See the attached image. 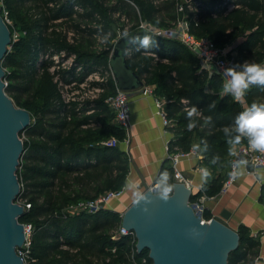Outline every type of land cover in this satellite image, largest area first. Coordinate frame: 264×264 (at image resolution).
Returning a JSON list of instances; mask_svg holds the SVG:
<instances>
[{
  "label": "trees",
  "instance_id": "1",
  "mask_svg": "<svg viewBox=\"0 0 264 264\" xmlns=\"http://www.w3.org/2000/svg\"><path fill=\"white\" fill-rule=\"evenodd\" d=\"M179 0H3L2 16L11 44L2 67L6 93L17 107L28 111L31 123L24 137V152L17 172L21 192L17 203L25 213L19 222L32 226L30 264H133L147 259L137 252L134 233L116 237L122 215L111 210L96 214L70 212L86 200L124 189L130 158L120 147H107L112 139L124 144L125 130L115 124L106 101L117 93L110 70L115 42L132 36L128 65L145 82L156 87L155 98L173 135L169 155L198 152L205 182L192 200L216 199L229 178L230 143L237 116L253 102L264 103V87L252 85L243 102L223 92V80L202 69L197 56L175 40L156 37L141 25L158 29L174 26ZM184 16L190 33L234 48L238 64H264V0H194ZM4 18V17H3ZM15 32L21 36L13 38ZM150 36L147 48L142 45ZM101 41V47H95ZM233 54V53H232ZM94 74L103 81L90 85L99 90L95 99L65 98L80 90ZM74 85L72 90L66 88ZM195 109L194 115H189ZM192 125V127H189ZM167 172L174 186V171L167 159L156 179ZM260 202L264 203V184ZM29 206V208L27 207ZM207 220L213 218L206 211ZM239 247L228 264H255L261 251V234L240 225ZM23 251V250H21Z\"/></svg>",
  "mask_w": 264,
  "mask_h": 264
},
{
  "label": "water",
  "instance_id": "2",
  "mask_svg": "<svg viewBox=\"0 0 264 264\" xmlns=\"http://www.w3.org/2000/svg\"><path fill=\"white\" fill-rule=\"evenodd\" d=\"M10 44L11 32L0 8V264H25L18 254L26 234L25 225L19 222L25 209L17 203L21 192L17 172L24 152L20 135L30 126L31 115L17 107L6 93L2 62ZM131 45L132 36L121 38L110 59L117 88L128 94L146 89L145 82L128 65ZM243 161L248 163L247 158ZM197 194L184 184L175 183L173 198L167 202L148 190L143 195L151 203L132 204L122 216V227L135 234L137 252L148 251L153 264H228L240 242L238 230L226 223L232 214L222 211L209 224H203L189 206Z\"/></svg>",
  "mask_w": 264,
  "mask_h": 264
},
{
  "label": "crops",
  "instance_id": "3",
  "mask_svg": "<svg viewBox=\"0 0 264 264\" xmlns=\"http://www.w3.org/2000/svg\"><path fill=\"white\" fill-rule=\"evenodd\" d=\"M155 89L156 87H147V92L141 90L129 93L131 98L129 140L120 146L130 158V174L126 183L128 187L125 188L124 199L109 207V210L122 216L134 204L132 193L139 191L144 194L147 187L156 181L167 158L165 149L173 139V135L163 127L162 119L157 115L158 100L153 94ZM201 158L192 157L185 160L181 166L184 176L192 183L194 192L201 190L206 179L205 170L200 165ZM263 184L264 173H259L255 177L249 176L243 165L240 167L237 182L228 193L220 196L218 203H215V199L208 203L214 216H219L225 210L232 214L230 221L226 222L230 228L238 230L240 225H245L254 236L261 234L260 257L255 264H264V203L260 202Z\"/></svg>",
  "mask_w": 264,
  "mask_h": 264
},
{
  "label": "built area",
  "instance_id": "4",
  "mask_svg": "<svg viewBox=\"0 0 264 264\" xmlns=\"http://www.w3.org/2000/svg\"><path fill=\"white\" fill-rule=\"evenodd\" d=\"M189 4L185 0H179L177 5V12L179 14L178 21L173 27L167 29H158L154 27H148L145 24L141 25V29L154 34L156 37L166 40H175L185 46L189 51H191L200 61L202 69L219 75L223 83H227L230 79L226 75V70L228 68H236L237 71H241L242 67H237V65L242 66L243 64H238L235 57L232 54V49L229 46L224 48L218 47L211 39H198L190 33L189 23L186 21L184 16L185 5ZM7 19V18H5ZM254 62V61H252ZM248 62V63H252ZM147 92V87H146ZM99 90H95V99ZM230 95V94H229ZM245 97V96H244ZM244 97L240 102L244 101ZM106 104L111 112L115 115V124L125 130L128 134L131 127V98L128 93L122 92L117 88V93L115 96L109 98ZM164 102L156 101L157 115L162 119V124L165 129L171 126V123L167 121L165 113L163 111ZM126 144V143H125ZM107 147H120L122 144L117 140L112 139L109 142L104 143ZM167 153V158L170 160V165L174 171L175 183L184 184L192 193L194 192L192 183L184 176L181 169L182 163L192 157L200 158L201 156L196 151L191 153L178 152L169 155L168 146L165 149ZM243 158L248 159V163L243 161ZM202 159V158H201ZM246 167V174L249 176H257L259 173H264V152L253 150L249 143L237 147L231 156V166L229 172V178L224 185L221 192V196L228 193L229 189L235 185L239 178V170L241 166ZM152 191L158 193L156 181L152 182L146 189V191ZM145 191V192H146ZM125 197V188L118 192H107L100 195L94 200H86L77 203L75 206L70 208V211L75 213H87L96 214L102 210H109V207L116 202H120ZM214 199H208L202 197L196 200H190L189 206L193 209L196 216L201 220L203 224H209L211 220L215 217L213 210L208 207V203ZM21 205V204H20ZM29 208V206H27ZM206 211H210L213 214L211 220H207L205 217ZM26 242L22 249L18 251L19 256L23 259L25 264L29 263V249H30V238L32 234V226H25ZM132 235L131 232L127 231L123 227L117 232L116 237H123ZM23 250V251H21ZM133 264H149L147 259L142 261H136Z\"/></svg>",
  "mask_w": 264,
  "mask_h": 264
},
{
  "label": "clouds",
  "instance_id": "5",
  "mask_svg": "<svg viewBox=\"0 0 264 264\" xmlns=\"http://www.w3.org/2000/svg\"><path fill=\"white\" fill-rule=\"evenodd\" d=\"M151 37L145 36L142 40V45L147 48L150 44ZM241 71L236 68H228L226 75L230 77L227 83L223 86V92L230 94L236 102H240L245 96L246 91L252 85L264 87V64L256 62H245ZM195 109L189 112V115H194ZM189 127H192L190 125ZM235 131L238 135L230 143L239 144L242 138H247L249 146L256 151L264 152V103L253 102L247 109L242 111L236 118ZM128 187L127 184L124 188ZM158 197L167 202L173 198L174 186L169 183V174L165 172L157 184ZM135 205H140L143 201L145 204L151 203L139 191L132 193ZM147 211V207L144 209Z\"/></svg>",
  "mask_w": 264,
  "mask_h": 264
},
{
  "label": "rangeland",
  "instance_id": "6",
  "mask_svg": "<svg viewBox=\"0 0 264 264\" xmlns=\"http://www.w3.org/2000/svg\"><path fill=\"white\" fill-rule=\"evenodd\" d=\"M4 6V4H3V0H0V8H2ZM3 17H4V19L5 18H7V19H5V21H6V23H7V25H10V26H12L13 25V22L11 21V20H9L8 19V17H7V14H6V11L5 12H3ZM21 36V33L20 32H15V34L13 35V38L14 39H17L18 37H20ZM120 40V39H119ZM118 41V40H117ZM116 41V42H117ZM101 41H98V42H96V44H95V47H97V48H100L101 47V43H100ZM116 42H115V44H116ZM238 43H239V40H235V41H233L230 45H229V47L232 49V53H233V55L236 57V53H234L233 51H234V48L238 45ZM103 81V79H102V77L100 76V74H94L93 76H91L88 80H87V82L85 83V84H83L81 87H80V90H74V91H72V92H69V93H67V92H65V98L66 99H70V98H73V97H78L80 100H82V99H93L94 98V96H95V94H94V92H95V89L90 85L91 83H94V82H102ZM75 86L74 85H72V86H70V87H68V88H66V90H72V88H74ZM141 90H139V91H137V92H140ZM21 139L23 140V142H24V140H25V138L24 137H21ZM128 140H129V138H128ZM128 140L125 142V143H127L128 142ZM129 145V144H128ZM132 147V144H130V148ZM221 196V195H220ZM220 196L219 197H217L216 199H215V203H218V199L220 198Z\"/></svg>",
  "mask_w": 264,
  "mask_h": 264
},
{
  "label": "bare ground",
  "instance_id": "7",
  "mask_svg": "<svg viewBox=\"0 0 264 264\" xmlns=\"http://www.w3.org/2000/svg\"><path fill=\"white\" fill-rule=\"evenodd\" d=\"M232 187H233V186H232ZM232 187H231V188H232ZM231 188H230V189H231ZM230 189H229V190H230Z\"/></svg>",
  "mask_w": 264,
  "mask_h": 264
}]
</instances>
